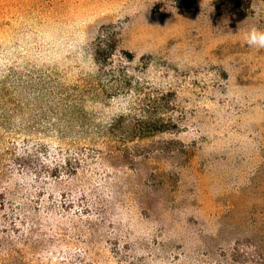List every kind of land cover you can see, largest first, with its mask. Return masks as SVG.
<instances>
[{
	"label": "rangeland",
	"instance_id": "1",
	"mask_svg": "<svg viewBox=\"0 0 264 264\" xmlns=\"http://www.w3.org/2000/svg\"><path fill=\"white\" fill-rule=\"evenodd\" d=\"M249 24L264 0H0L9 264H264Z\"/></svg>",
	"mask_w": 264,
	"mask_h": 264
},
{
	"label": "trees",
	"instance_id": "2",
	"mask_svg": "<svg viewBox=\"0 0 264 264\" xmlns=\"http://www.w3.org/2000/svg\"><path fill=\"white\" fill-rule=\"evenodd\" d=\"M143 113V112H142ZM163 119L160 116V114L158 115H154V114H141L140 117L137 120V124L136 125H143V126H148L150 128H152V132L154 131H158L156 127V125L160 122H162ZM55 133H59L58 136V140H62L63 139V133L62 131H56ZM64 144H60L61 149H65L67 150V145ZM66 165V160L63 162ZM63 167L62 164H58L55 166L54 170H58V168ZM2 175H4V173L2 172V168L0 167V209H3L6 202H8V198H5L6 195H10L11 194V188L12 186V177L10 175H4L3 177V181H2ZM11 245H12V241L8 240L2 236H0V264H9L10 260L9 258H5L8 256H3V254H15V252H13V250L11 249Z\"/></svg>",
	"mask_w": 264,
	"mask_h": 264
},
{
	"label": "clouds",
	"instance_id": "3",
	"mask_svg": "<svg viewBox=\"0 0 264 264\" xmlns=\"http://www.w3.org/2000/svg\"><path fill=\"white\" fill-rule=\"evenodd\" d=\"M243 42L253 49H264V27L249 24L240 30Z\"/></svg>",
	"mask_w": 264,
	"mask_h": 264
}]
</instances>
